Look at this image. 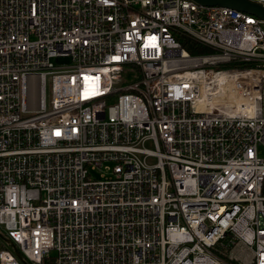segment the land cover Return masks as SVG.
<instances>
[{
    "label": "built area",
    "instance_id": "1",
    "mask_svg": "<svg viewBox=\"0 0 264 264\" xmlns=\"http://www.w3.org/2000/svg\"><path fill=\"white\" fill-rule=\"evenodd\" d=\"M260 145L264 19L0 0V264H264Z\"/></svg>",
    "mask_w": 264,
    "mask_h": 264
},
{
    "label": "water",
    "instance_id": "2",
    "mask_svg": "<svg viewBox=\"0 0 264 264\" xmlns=\"http://www.w3.org/2000/svg\"><path fill=\"white\" fill-rule=\"evenodd\" d=\"M193 1L204 6L218 5L222 7H229L232 9L250 13L261 19H264V7L256 3L250 2L248 0H193ZM7 241L10 242L9 240ZM19 257L22 259L21 255H19Z\"/></svg>",
    "mask_w": 264,
    "mask_h": 264
},
{
    "label": "trees",
    "instance_id": "3",
    "mask_svg": "<svg viewBox=\"0 0 264 264\" xmlns=\"http://www.w3.org/2000/svg\"><path fill=\"white\" fill-rule=\"evenodd\" d=\"M181 36V35H180ZM181 38L180 41L182 43V45L192 54H196V53H204L207 52V50L203 49V47H201L200 45H198L196 42L192 41L191 39L185 37V36H181L179 37ZM202 48V49H201ZM263 193H264V187H263ZM234 264H236L237 262L235 260H232Z\"/></svg>",
    "mask_w": 264,
    "mask_h": 264
},
{
    "label": "rangeland",
    "instance_id": "4",
    "mask_svg": "<svg viewBox=\"0 0 264 264\" xmlns=\"http://www.w3.org/2000/svg\"><path fill=\"white\" fill-rule=\"evenodd\" d=\"M181 36H183V35H181ZM180 36V37H181ZM181 39V38H180ZM201 46V45H200ZM201 47H203V46H201ZM202 49V48H201ZM203 49L205 50L206 48H204L203 47ZM207 51H210L209 49H206ZM36 95H37V93H36V91L34 92V97H36ZM258 153H259V155L260 156H264V146L263 145H260L259 147H258ZM4 244H2V246H1V248H4V246H3ZM233 262V261H232ZM237 262V261H236ZM47 264H50V262H47ZM236 264H238V262L236 263Z\"/></svg>",
    "mask_w": 264,
    "mask_h": 264
}]
</instances>
